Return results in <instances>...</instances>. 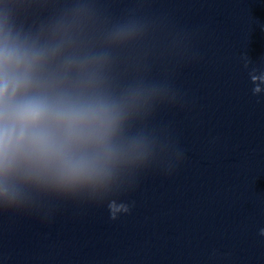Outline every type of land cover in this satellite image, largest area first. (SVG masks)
Instances as JSON below:
<instances>
[{"label":"clouds","instance_id":"1","mask_svg":"<svg viewBox=\"0 0 264 264\" xmlns=\"http://www.w3.org/2000/svg\"><path fill=\"white\" fill-rule=\"evenodd\" d=\"M57 32L60 31L58 28ZM133 25L109 33L111 45L136 35ZM66 41L21 37L0 19V199L12 204L18 186L61 191L105 190L122 166L142 161L143 134H130V117L156 90L104 87L105 52L68 51ZM127 211L125 206L113 208Z\"/></svg>","mask_w":264,"mask_h":264}]
</instances>
